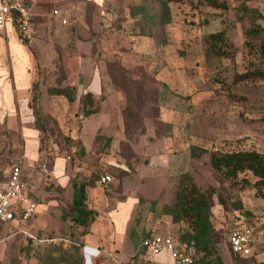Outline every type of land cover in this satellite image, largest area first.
<instances>
[{
	"label": "rangeland",
	"instance_id": "1",
	"mask_svg": "<svg viewBox=\"0 0 264 264\" xmlns=\"http://www.w3.org/2000/svg\"><path fill=\"white\" fill-rule=\"evenodd\" d=\"M25 1L31 4L34 37L26 42L37 69L29 102L33 119L28 124L39 135L37 144L25 149L24 137L0 121V186L9 168L23 157L28 189L41 205L37 203L24 225L0 224V264H43L45 257L46 264H82L80 250L70 247L50 254L47 243L35 242L22 230L81 244L93 222L107 224L103 238L119 256L114 264H137L133 257L145 235L178 236L188 227L187 221H173L162 210L175 201L185 172L201 190H214L209 220L224 263L235 264L237 259L238 264H264V190L259 194L252 186L220 178L210 167L208 153L190 156L191 147L264 154V77L242 76L264 69V0H243L224 10L230 13L222 29L228 56H210L206 42L196 37L175 43L206 55L203 68L198 67V57L181 58L177 89L166 83L172 74L161 72L163 52L152 54L148 40L146 48L136 44L140 16H131L127 6L138 0H103L100 5L94 0ZM181 5L183 21L191 28V9ZM60 17L67 19L65 24ZM251 27L258 28L253 35L247 33ZM93 72L100 73L102 83L96 96L82 88ZM61 87L74 98L50 92ZM58 157L67 165L65 182L51 171ZM104 173L112 177L107 187L98 183ZM244 176L254 181L250 174L239 177ZM73 182L85 183V190L96 183L101 187L97 208L87 204L96 214L86 227L76 224L71 212ZM239 220L256 228L251 255L235 256L228 245L229 229Z\"/></svg>",
	"mask_w": 264,
	"mask_h": 264
},
{
	"label": "crops",
	"instance_id": "2",
	"mask_svg": "<svg viewBox=\"0 0 264 264\" xmlns=\"http://www.w3.org/2000/svg\"><path fill=\"white\" fill-rule=\"evenodd\" d=\"M94 1L95 3H99L100 5L103 0ZM197 1L198 0L168 1L170 9V22H168L164 26V39L166 43L161 46V48L156 47L155 39L151 36H146L142 34L134 36L137 46H141V48H146V40H148L152 48V54L155 55L163 52L164 65L162 66L163 69L161 70V72L163 71L165 74H172V76H168V80L166 81V83L169 84V87L173 89H175L176 87L180 88V84H178V74L182 70V57H198L200 58L198 59V67H206V55L205 53H202V50L194 48L182 49L181 46H175V43H179L180 41L182 42L184 40H189V38L191 37H196V40H202L204 42L203 38L207 36L208 33L225 29V16H230V13H225V11L222 9L208 5H202L197 3ZM241 1L243 0H227V3L230 7H234ZM174 3L176 6L173 7ZM27 4L31 9V4ZM181 4H183V6L185 7H187L188 5L187 8L191 9L190 14H187L191 15V20H193L194 22L192 26L189 25V27L191 26V28H188V24L183 21L185 15L181 11L184 9H182V7H179ZM245 4H248V2L245 1ZM229 11L230 9L228 10V12ZM184 13L188 12L184 11ZM32 24L33 23H31L28 33L25 35H18L11 26H8L4 30H0V121H3L4 123L8 124L9 127H13L16 131L20 133L21 137H24L25 149L35 146L37 144V137L39 135L38 131L32 126H30V124H28V122L32 121L33 119L30 111L31 106L29 102L34 92L33 79L34 76H36L35 74H37V69L35 68V54L32 52L26 42V40L34 39V37H32ZM237 25L239 26L240 23L237 22L234 29L237 27ZM227 34L229 35V32ZM30 44V46H33L32 43ZM144 53L146 54V50L144 51ZM101 85L102 83L100 73L93 72L91 73L90 78L82 88L88 90L87 92H91L94 94V96H96L99 93L98 91L102 89ZM179 93L182 94L181 92ZM54 95H61L64 97V99L68 100V98L64 94ZM22 161L23 157L22 159H20L21 165ZM66 166L67 165L64 164L63 158L58 157L54 159L51 165L53 177L58 179L59 181L65 182L66 176L64 175V173L66 171ZM22 176L24 178L23 170ZM84 176H86V172L84 173ZM98 183L100 184V181ZM99 184L96 183V186L95 184H91L86 189V204H91L94 209L97 208V205L94 202H101L100 197L102 193L100 187L101 184ZM35 199L38 198L35 197ZM38 202L39 199L37 203ZM119 204H117L114 210L109 211V214L111 216L112 213L118 209ZM38 205L41 204L38 203ZM106 225L107 224L97 226L96 223L93 222L91 224L90 231L82 235V264H98L100 255L104 256L108 251H113L119 260L117 252H115L111 248H107V240L103 238V235L106 234L105 229L108 227ZM63 246L68 247V245ZM84 249L86 250L84 251ZM163 256L166 257L167 262H170V258L168 257L166 252H163V254L159 255L158 258L165 260V258H162Z\"/></svg>",
	"mask_w": 264,
	"mask_h": 264
},
{
	"label": "trees",
	"instance_id": "3",
	"mask_svg": "<svg viewBox=\"0 0 264 264\" xmlns=\"http://www.w3.org/2000/svg\"><path fill=\"white\" fill-rule=\"evenodd\" d=\"M168 1L169 0H138L130 2L127 6L131 16H135L136 14L140 16L137 21L138 25L140 24L139 34L154 38L157 48H161V46L166 43L164 39V26L170 22ZM197 3L222 10H227L229 8L227 0H198ZM241 6L244 8L243 5ZM257 31V27H251L247 33L253 35ZM205 39L204 42L207 44V51H209L208 54L210 56H228L226 47L229 44L224 30L209 33ZM260 48L262 51L264 50V43L260 44ZM229 57L232 58L233 55L229 53ZM250 74L252 76L264 77V69L255 68L252 71H247L242 76L247 77ZM50 92L54 94H64L69 100L74 98L73 93L66 88H52ZM191 150V157L195 155L199 156L200 153H208L210 167L220 178L228 180L232 184L239 185L240 187L252 186L259 194H262L264 190V154L256 150L221 151L216 149L206 151L195 147H191ZM195 151L197 154L194 153ZM240 174H250L254 178V181L251 182L246 176L240 178ZM180 180L175 192V201L171 204L163 205V212L171 215L173 221H187L189 223L188 227L182 230V233H180L178 237L182 241H192L197 251L202 252V255H200L195 264H225L215 247L213 241L214 230L209 220L214 190H201L191 181L190 175L186 172ZM72 186L73 196L70 208L71 212L74 213V222L86 227L88 223L93 220L96 211L87 207L85 183L81 182L77 184L73 182ZM248 223L251 224V222ZM35 242L39 241L35 240ZM42 243H47L50 246L48 249L50 254L52 251H58L60 249H64L68 252L70 247H74L73 250L76 252L80 250L78 261L82 263L80 243L77 244L75 242V244H71L64 248L61 246V243ZM137 256L138 253L134 255L133 259L137 258V264H140ZM235 256L239 255L235 254ZM47 258L48 257L42 259L43 264H46ZM235 264H238L237 259L235 260Z\"/></svg>",
	"mask_w": 264,
	"mask_h": 264
},
{
	"label": "built area",
	"instance_id": "4",
	"mask_svg": "<svg viewBox=\"0 0 264 264\" xmlns=\"http://www.w3.org/2000/svg\"><path fill=\"white\" fill-rule=\"evenodd\" d=\"M53 14L59 17V10L54 9ZM32 16L31 9L25 0H0V30L11 26L18 35H25L30 29ZM66 21V18L60 17L62 24ZM99 181L103 187H107L112 177L104 173ZM36 206L37 201L28 189L22 176L21 162L18 160L9 168L6 180L0 186V223L24 225L34 216ZM239 221L229 229L228 245L235 254L251 255L256 245V228L245 220ZM22 231L39 242L61 243L68 246L75 244L71 239L62 236L39 237L28 234L25 230ZM163 252L167 253L170 262L158 258ZM137 253L140 264H195L199 258V252L192 241H182L178 236L169 233H148L138 244ZM114 263H118V258L113 251H108L104 256L100 255L98 264Z\"/></svg>",
	"mask_w": 264,
	"mask_h": 264
},
{
	"label": "water",
	"instance_id": "5",
	"mask_svg": "<svg viewBox=\"0 0 264 264\" xmlns=\"http://www.w3.org/2000/svg\"><path fill=\"white\" fill-rule=\"evenodd\" d=\"M36 201H38V199H36Z\"/></svg>",
	"mask_w": 264,
	"mask_h": 264
}]
</instances>
